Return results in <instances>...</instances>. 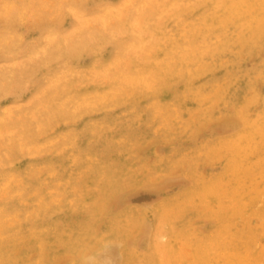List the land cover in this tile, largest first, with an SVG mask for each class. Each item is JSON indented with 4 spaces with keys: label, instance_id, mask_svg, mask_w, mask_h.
I'll list each match as a JSON object with an SVG mask.
<instances>
[{
    "label": "rangeland",
    "instance_id": "374dc122",
    "mask_svg": "<svg viewBox=\"0 0 264 264\" xmlns=\"http://www.w3.org/2000/svg\"><path fill=\"white\" fill-rule=\"evenodd\" d=\"M49 1L0 0V264H264V0Z\"/></svg>",
    "mask_w": 264,
    "mask_h": 264
},
{
    "label": "bare ground",
    "instance_id": "6f19581e",
    "mask_svg": "<svg viewBox=\"0 0 264 264\" xmlns=\"http://www.w3.org/2000/svg\"><path fill=\"white\" fill-rule=\"evenodd\" d=\"M5 1H6V0H5ZM28 1H30V0H28ZM39 1H40V0H39ZM42 1H43V0H42ZM76 1H77V0H76ZM82 1H83V0H82ZM128 1H129V0H128ZM165 1H166V0H165ZM169 1H170V0H169ZM49 2H52V1L50 0ZM55 2H56V5H57V1H55ZM61 2H62V1H61ZM83 2H84V1H83ZM42 3H44V2H42ZM59 3H60V2H59ZM128 3H129V2H128ZM36 4H37V3H36ZM47 4H48V3H47ZM49 4H50V3H49ZM203 4H204V3H203ZM3 5H4V4H3ZM32 5H33V4H32ZM32 5H31V6H32ZM51 5H53V3H52ZM54 5H55V4H54ZM80 5H81V4H80ZM83 5H84V4H83ZM85 5H86V4H85ZM217 5H218V4H217ZM47 6H49V5H47ZM47 6H46V7H47ZM255 6H256V5H255ZM46 7H45V8H46ZM65 7H67V6H65ZM65 7H64V8H65ZM70 7H71V6H70ZM72 7H73V6H72ZM72 7H71V8H72ZM98 7H99V6H98ZM134 7H135V6H134ZM188 7H189V6H188ZM54 8H55V7H54ZM71 8H70V9H71ZM78 8H79V7H78ZM106 8H107V7H106ZM156 8H157V6H156ZM16 9H17V8H16ZM25 9H26V8H25ZM35 9H36V8H35ZM74 9H75V8H74ZM88 9H89V8H88ZM99 9H100V8H99ZM111 9H112V8H111ZM162 9H163V8H162ZM162 9H161V10H162ZM171 9H172V8H171ZM7 10H8V9H7ZM50 10H51V8H50ZM56 10H57V9H56ZM92 10H93V9H92ZM96 10H97V9H96ZM100 10H101V9H100ZM126 10H127V9H126ZM131 10H132V9H131ZM144 10H145V9H144ZM144 10H143V11H144ZM146 10H147V9H146ZM153 10H154V8H153ZM186 10H188V9L186 8ZM186 10H185V11H186ZM10 11H11V10H10ZM24 11H25V10H24ZM44 11H45V10H44ZM62 11H63V10H62ZM62 11H61V12H62ZM159 11H160V10H159ZM17 12H18V11H17ZM45 12H46V11H45ZM56 12H57V11H56ZM85 12H86V11H85ZM109 12H110V11H109ZM129 12H130V11H129ZM168 12H169V11H168ZM103 13L105 14V11H104ZM130 13H131V12H130ZM144 13H145V12H144ZM179 13H180V12H179ZM182 13H183V12H182ZM6 14H7V13H6ZM8 14H9V13H8ZM30 14H31V13H30ZM32 14H33V13H32ZM32 14H31V15H32ZM53 14H54V13H53ZM107 14H108V13H107ZM172 14H173V13H172ZM57 15H58V14H57ZM108 15H109V14H108ZM114 15H115V14H114ZM173 15H174V14H173ZM176 15H177V13H176ZM33 16H34V15H33ZM52 16H53V15H51V17H52ZM61 16H62V15H61ZM106 16H107V15H106ZM255 16H256V15H255ZM4 17H5V16H4ZM6 17H7V16H6ZM10 17H11V16H10ZM28 17H29V16H28ZM34 17H35V16H34ZM44 17H45V16H44ZM44 17H42V18H44ZM51 17H50V18H51ZM86 17H87V16H86ZM86 17H85V18H86ZM89 17H90V16H89ZM114 17H115V16H114ZM138 17H139V16H138ZM138 17H137V18H138ZM168 17H169V16H168ZM52 18H53V17H52ZM54 18H55V17H54ZM82 18H83V17H82ZM87 18H88V17H87ZM87 18H86V19H87ZM99 18H100V16H99ZM181 18H182V17H181ZM187 18H188V17H187ZM7 19H8V18H7ZM20 19H21V18H20ZM36 19H37V18H36ZM38 19H39V18H38ZM89 19H90V18H89ZM123 19H124V18H123ZM252 19H253V18H252ZM59 20H60V19H59ZM52 21H53V19H52ZM55 21L58 22L57 20H55ZM109 21H110V20H109ZM149 21H150V20H149ZM149 21H148V22H149ZM34 22H35V21H34ZM49 22H50V20H49ZM56 22H54V23H56ZM83 22H84V20H83ZM87 22H89V21H87ZM100 22H101V21H100ZM107 22H108V21H107ZM107 22H105V23L108 25ZM112 22H114V21H112ZM138 22H140V21H138ZM188 22H189V21H188ZM250 22H251V21H250ZM31 23H32V22H31ZM97 23H98V22H97ZM101 23H102V22H101ZM115 23H116V22H115ZM128 23H129V22H128ZM154 23H155V22H154ZM42 24H43V23H42ZM86 25H87V24H86ZM86 25H85V26H86ZM99 25H100V24H99ZM243 25H244V24H243ZM42 26H43V25H42ZM64 26H65V25H64ZM82 26H83V25H82ZM96 26H97V25H96ZM96 26H93V27L95 28ZM102 26H103V25H102ZM164 26H165V24H164ZM244 26H245V25H244ZM32 27H33V26H32ZM34 27H35V26H34ZM58 27H59V26H58ZM91 27H92V26H91ZM91 27H90V28H91ZM93 27H92V28H93ZM106 27H107V26H106ZM111 27H112V26H111ZM114 27H115V25H114ZM116 27H117V26H116ZM85 28H88V27H85ZM92 28H91L90 30H93ZM100 28H102V27L100 26ZM120 28H121V27H120ZM120 28L118 27V29H120ZM187 28H188V27H186L185 29H187ZM225 28H226V27H225ZM49 29H50V28H49ZM61 29H62V28H61ZM69 29H70V28H69ZM104 29H105V27H104ZM166 29H167V28H166ZM3 30H4V29H3ZM56 30H57V29H56ZM74 30H75V29H74ZM74 30H73V31H74ZM79 30H80V29H79ZM88 30H89V28L87 29V31H88ZM108 30H109V29H108ZM108 30H107V31H108ZM113 30H115V29H113ZM121 30H122V29H121ZM135 30H136V29H135ZM4 31H5V30H4ZM81 31H82V30H81ZM85 31H86V30H85ZM93 31H95V30H93ZM149 31H150V30H149ZM170 31H171V30H170ZM32 32H33V31H32ZM48 32H49V31H48ZM56 32H57V31H56ZM76 32H77V31H76ZM72 33H73V32H72ZM82 33H83V32H82ZM84 33H86V32H84ZM84 33H83V34H84ZM94 33H95V32H94ZM110 33H111V32H110ZM112 33H113V32H112ZM4 34H5V33H4ZM26 34H27V33H26ZM54 34H55V33H54ZM140 34H141V33H140ZM171 34H172V33H171ZM176 34H177V33H176ZM261 34H262V33H261ZM49 35H50V33H49ZM70 35H71V33H70ZM89 35H90V34H89ZM98 35H99V34H98ZM108 35H109V34H108ZM113 35H114V34H113ZM141 35H142V34H141ZM15 36H16V35H15ZM17 36H18V35H17ZM19 36H20V35H19ZM84 36H85V35H83V38H84ZM95 36H96V34H95ZM105 36H106V35H105ZM171 36H172V35H171ZM20 37H21V36H20ZM65 37H66V36H65ZM69 37H71V36H69ZM72 37H73V36H72ZM86 37H87V36H86ZM93 37H94V36H93ZM93 37H92V38H93ZM102 37H103V36H102ZM107 37H108V36H107ZM117 37H118V36H117ZM127 37H128V36H127ZM4 38H5V37H4ZM51 38H52V37H51ZM67 38H68V37H67ZM74 38H75V37H74ZM81 38H82V37H81ZM109 38H110V37H109ZM118 38H119V37H118ZM140 38H141V37H140ZM198 38H199V37H198ZM18 39H19V37H18ZM61 39H62V38H61ZM77 39H78V38H77ZM88 39H89V38H88ZM103 39H104V38H103ZM10 40H11V39H10ZM52 40H53V39H52ZM75 40H76V39H75ZM81 40H83V39H81ZM81 40H80V41H81ZM90 40H91V38H90ZM124 40H125V39H124ZM139 40H140V39H139ZM158 40H159V37H158ZM12 41H13V40H12ZM55 41H56V40H55ZM65 41H66V40H65ZM73 41H74V40H73ZM91 41H92V40H91ZM95 41H96V40H95ZM140 41H141V40H140ZM2 42H4V41H2ZM17 42H18V41H17ZM45 42H46V41H45ZM51 42H52V41H51ZM67 42H68V40H67ZM83 42H84V41H83ZM89 42H90V41H89ZM120 42H122V41H120ZM27 43H28V42H27ZM47 43H48V42H47ZM81 43H82V42H81ZM81 43H80L79 45H82ZM0 44H1V43H0ZM6 44H7V43H6ZM16 44H17V43H16ZM49 44H50V43H49ZM55 44H56V43H55ZM69 44H70V43H69ZM73 44H74V43H73ZM86 44H87V43H86ZM137 44H138V43H137ZM35 45H36V44H35ZM58 45H59V44H58ZM64 45H65V44H64ZM83 45H84V44H83ZM123 45H124V44H123ZM146 45H147V44H146ZM88 46H89V45H88ZM97 46H101V45H97ZM140 46H141V45H140ZM153 46H155V45H153ZM169 46H170V45H169ZM171 46H172V45H171ZM221 46H222V44H221ZM24 47H25V46H24ZM52 47H53V46H52ZM81 47H82V46H81ZM101 47H102V46H101ZM136 47H137V46H136ZM151 47H152V46H151ZM155 47H156V46H155ZM159 47H160V46H159ZM165 47H166V46H165ZM12 48H13V47H12ZM65 48H66V47H65ZM70 48H71V47H70ZM74 48H75V47H74ZM84 48H85V47H84ZM84 48H83V49H84ZM13 49H14V48H13ZM77 49H78V48H77ZM80 49H81V48H80ZM143 49H144V48H143ZM3 50H4V49H3ZM10 50H11V49H10ZM57 50H58V49H57ZM57 50H56V51H57ZM30 51H31V50H30ZM14 52H15V51H14ZM43 52H44V51H43ZM60 52H61V51H60ZM63 52H64V51H63ZM72 53H73V52H72ZM9 54H10V53H9ZM45 54H46V53H45ZM58 54H59V53H58ZM75 54H76V53H75ZM81 54H82V53H81ZM12 55H13V53H12ZM39 55H40V54H39ZM56 55H57V52H56ZM196 55H197V54H196ZM5 56H6V55H5ZM146 56H147V55H146ZM148 56H149V55H148ZM8 57H11V55H9ZM19 57H20V56H19ZM36 57L38 58V56H36ZM57 57H58V56H57ZM47 58H48V56H47ZM111 59H112V58H111ZM180 59H181V58H180ZM23 60H24V59H23ZM33 60H34V59H33ZM38 60H39V59H38ZM146 60H147V59H146ZM35 61H36V60H35ZM122 61H123V60H122ZM122 61H121V62H122ZM144 61H145V60H144ZM31 62H32V61H31ZM117 62H118V61H117ZM142 62H143V61H142ZM2 63H3V62H2ZM6 63H7V62H6ZM158 63H159V62H158ZM163 63H164V62H163ZM3 65H4V64H3ZM28 65H29V64H28ZM32 65H34V64H32ZM112 65H113V64H112ZM116 65H117V64H116ZM172 65H173V64H172ZM208 65H209V64H208ZM109 66H110V65H109ZM114 66H115V65H114ZM173 66H174V65H173ZM2 67H3V66H2ZM22 67H23V66H22ZM22 67H21V68H22ZM115 67H116V66H115ZM125 67H126V66H125ZM209 67H210V66H209ZM13 68H14V67H13ZM117 68H118V67H117ZM6 69H7V68H6ZM14 69H15V68H14ZM121 69H122V68H121ZM18 70H19V69H18ZM151 70H152V69H151ZM5 71H6V70H5ZM102 71H103V70H102ZM3 72H4V71H3ZM36 72H37V71H36ZM127 72H128V71H127ZM168 72H169V71H168ZM72 73H73V72H72ZM78 73H79V72H78ZM83 73H84V72H83ZM88 73H89V72H88ZM94 73H95V72H94ZM136 73H137V72H136ZM198 73H200V72H198ZM66 74H67V73H66ZM107 74H108V73H107ZM9 75L11 76V74H9ZM47 75H48V74H47ZM64 75H65V74H64ZM123 75H124V74H123ZM123 75H122V76H123ZM147 75H148V74H147ZM19 76H21V75L19 74ZM95 76H96V75H95ZM97 76H98V75H97ZM104 76H105V75H104ZM148 76H149V75H148ZM13 77H14V76H13ZM44 77H45V76H44ZM78 77H79V76H78ZM92 77H93V76H92ZM145 77H146V76H145ZM7 78H8V77H7ZM14 78H15V77H14ZM99 78H100V77H99ZM119 78H120V77H119ZM130 78H131V77H130ZM8 79H9V78H8ZM92 79H93V78H92ZM103 79H104V78H103ZM116 79H117V78H116ZM120 79H121V78H120ZM150 79H151V78H150ZM64 80H65V79H64ZM109 80H110V79H109ZM130 80H131V79H130ZM59 81H60V80H59ZM99 81H100V80H99ZM131 81H132V80H131ZM140 81H141V79H140ZM103 82H104V81H103ZM123 82H124V81H123ZM132 82H133V81H132ZM56 83H57V82H56ZM58 83H59V82H58ZM141 83H142V82H141ZM25 84H26V83H25ZM33 84H34V83H33ZM1 85H2V84H1ZM16 85H17V84H16ZM28 85H29V84H28ZM50 85H51V84H50ZM73 85H74V84H73ZM133 85H135V84H133ZM163 85H164V84H163ZM61 86H62V85H61ZM156 87H157V86H156ZM62 88H64V87H62ZM116 88H117V87H116ZM138 88H139V87H138ZM145 88H147V87H145ZM95 89H96V88H95ZM108 89H109V88H108ZM143 89H144V87H143ZM43 90H44V89H43ZM139 90H140V89H139ZM144 90H145V89H144ZM35 91H36V90H35ZM141 91H142V90H141ZM148 91H149V90H148ZM104 92H105V91H104ZM137 92H138V91H137ZM142 92H143V91H142ZM34 93H35V92H34ZM37 93H38V92H37ZM96 93H100V92H96ZM153 93H154V92H153ZM220 93H221V92H220ZM220 93H219V96H218V97H220ZM222 93H223V92H222ZM42 94H43V93H42ZM54 94H57V93H54ZM92 94H93V93H92ZM94 94H95V92H94ZM101 94H104V93H101ZM107 94H108V93H107ZM134 94H135V93H134ZM11 95H12V94H11ZM104 95H105V94H104ZM87 96H88V94H87ZM93 96H94V95H93ZM98 96H99V95H98ZM101 96H102V95H101ZM105 96H106V95H105ZM105 96H104V97H105ZM133 96H134V95H133ZM147 96H148V95H147ZM35 97H36V96H35ZM81 97H82V96H81ZM94 97H95V96H94ZM102 97H103V96H102ZM140 97H141V96H140ZM42 98H43V97H42ZM68 98H70V97H68ZM92 98H93V97H92ZM92 98H91V99H92ZM36 99H37V98H36ZM62 99H63V98H62ZM95 99H96V98H95ZM95 99H94V100H95ZM124 99H125V98H124ZM137 99H138V98H137ZM139 99H140V98H139ZM139 99H138V100H139ZM66 100H67V99H66ZM66 100H65V101H66ZM97 100L99 101L98 97H97ZM97 100H96V101H97ZM101 101H102V100H101ZM218 101H219V99H218ZM37 102H38V101H37ZM37 102H36V103H37ZM44 102L47 103L46 101H44ZM120 102H121V101H120ZM39 103H40V102H39ZM53 103H54V102H53ZM76 103H77V102H76ZM88 103H89V102H88ZM94 103H95V102H94ZM110 103H111V102H110ZM113 103L115 104V102H113ZM14 104H15V103H14ZM63 104H64V103H63ZM69 104H70V103H69ZM91 104H92V101H91ZM95 104H97V103H95ZM103 104H104V103H103ZM114 104H113V105H114ZM25 105H26V104H25ZM41 105H42V104H41ZM43 105H44V104H43ZM50 105H51V104H50ZM59 105H60V104H59ZM87 105H88V104H87ZM8 106H9V105H8ZM39 106H40V105H39ZM39 106H38V107H39ZM45 106H46V104H45ZM60 106H61V105H60ZM80 106H82V104H81ZM96 106H97V105H96ZM103 106H104V105H103ZM135 106H136V105H135ZM158 106H159V105H158ZM9 107H10V106H9ZM18 107H19V106H18ZM18 107H17V108H18ZM46 107H47V106H46ZM65 107H66V106H65ZM67 107H68V106H67ZM78 107H79V106H78ZM107 107H108V106H107ZM110 107H111V106H110ZM15 108H16V106H15ZM17 108H16V109H17ZM42 108H44V106H42ZM55 108H56V107H55ZM57 108H58V107H57ZM79 108H81V107H79ZM83 108H84V107H83ZM104 108H105V107H104ZM114 108H115V107H114ZM157 108H158V107H157ZM7 109H8V108H7ZM9 109H10V108H9ZM45 109H48V108H45ZM160 109H161V108H160ZM34 110H36V109H34ZM37 110L39 111L38 108H37ZM51 110H52V109H51ZM56 110H57V109H56ZM65 110H66V109H65ZM74 110H76V108H75ZM79 110H80V109H79ZM83 110H84V109H83ZM83 110H82V111H83ZM94 110H95V109H94ZM142 110H143V109H142ZM42 111H43V109H42ZM47 111H48V110H47ZM54 111H55V110H54ZM60 111H61V109H60ZM24 112H25V111H24ZM32 112H33V110L31 111V113H32ZM75 112H76V111H75ZM7 113H9V112H7ZM47 113H48V112H47ZM51 113H52V112H51ZM59 113H60V112H59ZM62 113H63V112H62ZM64 113H65V112H64ZM69 113H70V112H69ZM137 113H138V112H137ZM243 113H244V112H243ZM243 113H242V114H243ZM24 114H25V113H24ZM29 114H30V113H29ZM32 114H33V113H32ZM32 114H31L30 117H32V116L34 117V115H32ZM53 114H54V113H53ZM19 115H20V114H19ZM39 115H40V114H39ZM54 115H55V114H54ZM70 115H71V114H70ZM137 115H138V114H137ZM140 115H141V114H140ZM140 115H139V116H140ZM4 116H6V115H4ZM17 116H18V115H17ZM26 116H27V115H26ZM35 116H36V114H35ZM60 116H61V115H60ZM63 116H64V114H63ZM66 116H69V115H66ZM127 116H128V115H127ZM129 116H130V115H129ZM169 116H170V115H169ZM6 117H7V116H6ZM9 117H10V116H9ZM15 117H16V115H15ZM18 117L21 118L20 116H18ZM18 117H17V119H18ZM33 117H32V118H33ZM44 117H45V116H44ZM77 117H78V116H77ZM134 117H135V116H134ZM241 117H242V116H241ZM24 118H25V117H24ZM68 118H69V117H68ZM159 118H160V117H159ZM3 119H5V118H3ZM15 119H16V118H15ZM41 119H42V118H41ZM41 119H40V120H41ZM47 119H48V118H47ZM57 119H58V118H57ZM235 119H236V118H235ZM29 120H30V119H29ZM34 120H35V119H34ZM37 120H38V119H37ZM42 120H44V119H42ZM241 120H242V119H241ZM3 121H4V120H3ZM5 121H6V120H5ZM5 121H4V122H5ZM54 121H55V120H54ZM60 121H61V120H60ZM65 121H66V120H65ZM65 121H64V122H65ZM71 121H72V120H71ZM116 121H117V120H116ZM245 121H246V120H245ZM24 122H25V121H24ZM29 122H30V121H29ZM43 122H44V121H43ZM49 122H50V121H49ZM66 122H67V121H66ZM155 122H156V121H155ZM20 123H21V122H20ZM100 123H101V122H100ZM8 124H9V123H8ZM26 124H27V123H26ZM28 124H29V123H28ZM36 124H37V123H36ZM38 124H39V123H38ZM44 124H45V123H44ZM52 124H53V123H52ZM10 125H11V124H10ZM18 125H19V123H18ZM34 125H35V124H34ZM53 125H55V124H53ZM121 125H122V124H121ZM256 125H257V124H256ZM3 126H4V125H3ZM28 126H29V125H28ZM32 126H33V125H32ZM41 126H42V125L40 124L38 128H40ZM44 126H45V125H44ZM112 126H113V125H112ZM7 127H8V126H7ZM19 127H20V125H19ZM21 127H23V126H21ZM21 127H20V128H21ZM34 127H35V126H34ZM108 127H110V126H108ZM12 128H13V127H12ZM41 128H42V127H41ZM53 128H54V126H53ZM68 128H69V127H68ZM98 128H99V127H98ZM110 128H111V127H110ZM1 129H3V128L1 127L0 130H1ZM119 129H120V128H119ZM5 130H7V129L5 128ZM13 130H15V129H13ZM44 130H46V128H45ZM69 130H70V129H69ZM99 130H100V129H99ZM120 130H121V129H120ZM15 131H16V130H15ZM15 131H11V132L13 133V132H15ZM38 131H39V130H38ZM49 131H50V130H49ZM156 131H157V130H156ZM156 131H155V132H156ZM9 132H10V131H9ZM23 132H25V131H23ZM47 132H48V131H47ZM67 132H68V131H67ZM18 133L20 134V132H18ZM18 133H17V136H15L16 138L18 137ZM65 133H66V132H65ZM68 133H69V132H68ZM68 133H67V134H68ZM73 133H74V132H73ZM109 133H110V132H109ZM114 133H115V132H114ZM245 133H246V132H245ZM25 134H26V133H25ZM241 134H242V133H241ZM5 135H6V134H5ZM9 135H10V134H9ZM65 135H66V134H65ZM110 135H111V134H110ZM11 136H12V135H11ZM39 136H41V134H40ZM99 136H100V133H99ZM99 136H98V137H99ZM1 137H2V139H3V136H1ZM12 137H13V136H12ZM41 137H42V136H41ZM65 137H66V136H65ZM98 137H96V141H97V138H98ZM19 138H23V136H22V137L20 136ZM111 138H112V137H111ZM2 139H1V140H2ZM36 139H37V138H36ZM55 140H56V139H55ZM57 140H58V139H57ZM106 140H107V139H106ZM234 140H235V139H234ZM15 141H16V140H15ZM53 141H54V140H53ZM53 141H52V143H53ZM62 141H63V140H62ZM122 141H123V140H122ZM3 142H4V141H3ZM49 142H51V140H50ZM232 142H233V141H232ZM8 143H9V142H8ZM52 143H50V144H52ZM151 143H152V142H151ZM151 143H150V144H151ZM227 143H228V142H227ZM12 144H13V143H12ZM17 144H18V143H17ZM23 144H24V142H23ZM33 144H34V143H33ZM33 144H32V145H33ZM153 144H154V143H153ZM165 144H166V143H165ZM0 145H1V143H0ZM36 145H40V144L37 143ZM142 145H143V144H142ZM142 145H140V147H141ZM144 145H145V144H144ZM3 146H4V145H3ZM33 146H34V145H33ZM44 146H45V144H44ZM145 146H146V145H145ZM10 147H12V146H10ZM21 147H22V146H21ZM41 147H42V146H41ZM52 147H54V146H52ZM105 147H106V146H105ZM22 148H23V147H22ZM28 148H29V147H28ZM28 148H27V149H28ZM32 148H33V147H32ZM60 148H61V146H60ZM160 148H161V147H160ZM15 149H16V148H15ZM20 149H21V148H20ZM37 149H38V148H36V150H37ZM44 149H45V148H44ZM107 149H108V148H107ZM129 149H131V148H129ZM161 149H162V148H161ZM236 149H237V148H236ZM29 150H30V149H29ZM38 150H39V149H38ZM45 150H46V149H45ZM49 150H51V149H49ZM56 150H57V149H56ZM71 150H72V149H71ZM46 151H47V150H46ZM156 151H157V150H156ZM227 151H228V150H227ZM2 152H3V151H2ZM5 152H6V151H5ZM12 152H13V151H12ZM22 152H23V150L21 151V153H22ZM27 152H28V151H27ZM33 153H35V152H33ZM39 153H41V152H39ZM157 153H158V152H157ZM28 154H29V153H28ZM28 154H27V155H28ZM36 154H37V153H36ZM41 154H42V153H41ZM44 154H45V153H44ZM5 155H7V154H5ZM23 155H24V154H23ZM29 155H30V154H29ZM221 155H222V154H221ZM14 156H15V155H14ZM156 156H157V155H156ZM223 156H224V154H223ZM7 157H8V156H7ZM216 157H217V156H216ZM241 157H242V156H241ZM8 158H9V157H8ZM73 158H74V157H73ZM73 158H72V159H73ZM221 158H222V157H221ZM0 159H1V157H0ZM137 160H138V159H137ZM216 160H217V159H216ZM110 162H111V161H110ZM210 163H211V162H210ZM0 164H1V163H0ZM2 164L5 165L4 163H2ZM8 164H9V163H8ZM183 165H184V164H183ZM203 165H204V164H203ZM15 166H16V165H15ZM79 166H80V165H79ZM160 166H161V165H160ZM0 167H1V166H0ZM38 167H39V166H38ZM50 167H51V166H50ZM81 167H82V166H81ZM33 168H34V167H33ZM139 168H140V167H139ZM142 168H143V167H142ZM146 168H147V167H146ZM149 168H150V167H149ZM137 169H138V168H137ZM147 169H148V168H147ZM138 170H139V169H138ZM37 171H38V170H37ZM142 171H143V170H142ZM152 171H153V170H152ZM155 171H156V170H155ZM0 172H1V171H0ZM4 172H5V171H4ZM154 173H155V172H154ZM4 174H5V173H4ZM14 174L16 175V173H14ZM39 174H40V173H39ZM79 174H80V173H79ZM79 174H78V175H79ZM99 174H100V173H99ZM128 174H129V173H128ZM12 175H13V174H12ZM12 175H11V176H12ZM26 175H27V174H26ZM5 176H6V174H5ZM13 176H14V175H13ZM155 176H156V174H155ZM179 176H180V175H179ZM148 177H149V176H148ZM159 177H160V176H159ZM176 177H177V176H176ZM11 178H12V177H10L9 179L11 180ZM18 178H19V177H18ZM150 178H153V177H150ZM171 178H172V177H171ZM9 179H8V180H9ZM82 180H83V179H82ZM137 180H138V179H137ZM171 180H172V179H171ZM95 181H96V180H95ZM173 181H174V180H173ZM8 182H9V181H8ZM8 182L6 183V181H5L4 184H8ZM16 182H17V181H16ZM16 182H15V183H16ZM45 182H46V181H45ZM136 182H137V181H136ZM75 183H76V182H75ZM4 184H3V186H4ZM17 184H18V183H17ZM17 184H16V185H17ZM75 185H76V184H75ZM130 185H131V184H130ZM5 186H6V185H5ZM76 186H78V185H76ZM94 187H95V186H94ZM55 188H56V187H55ZM62 188H63V187H62ZM97 188H98V187H97ZM105 188H106V187H105ZM24 189H25V188H24ZM67 189H69V188H67ZM75 189H76V188H75ZM76 190H77V189H76ZM80 190H81V188H80ZM80 190H78V191H80ZM102 190H103V189H102ZM15 191H16V190H15ZM19 191H20V190H19ZM40 191H41V190H40ZM56 191H57V190H56ZM63 191H64V190H63ZM68 191H69V190H68ZM127 191H128V190H127ZM17 192H18V191H17ZM58 192H59V191H58ZM73 192H74V191H73ZM81 192H82V191H81ZM2 193H3V192H2ZM15 193H16V192H15ZM31 193H32V192H31ZM35 193H36V192H35ZM75 193H76V192H75ZM97 193H98V192H97ZM4 194H5V193H4ZM11 194H12V193H11ZM65 194H66V193H65ZM69 194H70V192H69ZM28 195H29V194H28ZM76 195H77V194H76ZM4 196H5V195H4ZM0 197H1V196H0ZM10 197H11V196H10ZM16 197H17V196H16ZM169 197H170V196H169ZM56 198H57V197H56ZM68 198H69V197H68ZM224 198H225V197H224ZM60 199H61V198H60ZM64 199H65V198H64ZM20 200H21V199H20ZM51 200H52V198H51ZM54 200H55V199H54ZM58 200H59V198H58ZM46 201H47V200H46ZM66 201H67V200H66ZM74 201H75V200H74ZM78 201H79V200H78ZM87 201H88V200H87ZM116 201H117V200H116ZM50 202H51V201H50ZM62 202H63V201H62ZM72 202H73V201H72ZM81 202H82V201H81ZM94 202H95V201H94ZM118 202H119V201H118ZM231 202H232V201H231ZM51 203H52V202H51ZM69 203H70V202H69ZM82 203H83V202H82ZM52 204H53V203H52ZM71 204H72V203H71ZM74 204H75V203H74ZM43 206H44V205H43ZM57 206H58V205H57ZM57 206H56V207H57ZM110 206H111V205H110ZM32 207H33V206H32ZM38 207H39V206H38ZM47 207H48V206H47ZM100 207H101V206H100ZM0 208H1V207H0ZM10 208H11V207H10ZM23 208H24V207H23ZM44 208H45V207H44ZM69 208H70V207H69ZM109 208H110V207H109ZM161 208H162V207H161ZM206 208H207V206H206ZM4 209H5V208H4ZM35 209H36V208H35ZM50 209H51V208H50ZM102 209H103V208H102ZM13 210H15V209H13ZM21 210H22V208H21ZM52 210H53V209H52ZM99 210H100V209H99ZM105 210H106V209H105ZM122 210H123V209H122ZM4 211H5V210H4ZM6 211H7V210H6ZM30 211H31V210H30ZM39 211H40V210H39ZM36 212H37V211H36ZM36 212H35V213H36ZM41 212H42V210H41ZM45 212H46V211H45ZM85 212H86V211H85ZM96 212H98V211H96ZM16 213H17V212H16ZM48 213H49V212H48ZM102 213H103V212H102ZM126 213H127V212H126ZM25 214H26V213H25ZM29 214H30V213H29ZM98 214H99V213H98ZM125 215H126V214H125ZM12 216H13V215H12ZM29 216H30V215H29ZM126 216H127V215H126ZM128 217H129V216H128ZM159 217H160V216H159ZM33 218H34V217H33ZM43 218H44V217H43ZM89 218H90V217H89ZM101 218H102V217H101ZM142 218H143V217H142ZM161 218H162V217H161ZM16 219H17V218H16ZM117 219H118V218H117ZM24 220H25V218H24ZM162 220H163V219H162ZM156 221H157V220H156ZM58 222H59V221H58ZM17 223H19V222H17ZM53 223H54V222H53ZM117 223H118V222H117ZM62 224H63V223H62ZM3 226H4V225H3ZM45 226H46V225H45ZM68 226H69V225H68ZM121 226H122V225H121ZM20 228H21V227H20ZM26 228H27V227H26ZM43 228H44V227H43ZM67 228H68V227H67ZM88 228H89V227H88ZM18 229H19V228H18ZM31 229H32V228H31ZM119 229H120V228H119ZM15 230H16V229H15ZM62 230H63V229H62ZM42 231H43V230H42ZM71 231H72V230H71ZM156 231H157V230H156ZM60 232H61V231H60ZM161 232H162V231H161ZM27 233H28V232H27ZM61 233H62V232H61ZM58 234H59V233H58ZM106 234H107V233H106ZM158 234H159V233H158ZM161 234H163V233H161ZM42 235H43V234H42ZM54 235H55V234H54ZM257 235H258V234H257ZM21 236H22V235H21ZM30 236H32V235H30ZM164 236H165V235H164ZM81 238H82V237H81ZM94 238H95V237H94ZM160 238H161V237H160ZM15 239H16V238H15ZM10 240H11V239H10ZM18 240H19V239H18ZM22 240H23V239H22ZM87 240H88V239H87ZM89 240H90V239H89ZM28 242H29V241H28ZM22 243H23V241H22ZM49 243H50V242H49ZM67 246H68V245H67ZM80 246H81V245H80ZM69 247H70V246H69ZM71 247H72V246H71ZM117 248H118V247H117ZM96 251H97V250H96ZM130 251H131V250H130ZM65 252H66V251H65ZM261 252H262V251H261ZM66 253H67V252H66ZM48 254H49V253H48ZM257 254H259V252H258ZM77 255H78V254H77ZM158 255H159V254H158ZM254 255H255V254H254ZM159 256H160V255H159ZM189 257H190V256H189ZM42 258H43V257H42ZM48 258H49V257H48ZM56 259H57V258H56ZM13 260H14V259H13ZM36 260H37V259H36ZM47 260H48V259H47ZM45 261H46V260H45ZM53 261H54V260H53ZM17 263H18V262H17ZM19 264H20V263H19ZM67 264H68V263H67ZM256 264H257V263H256Z\"/></svg>",
    "mask_w": 264,
    "mask_h": 264
}]
</instances>
